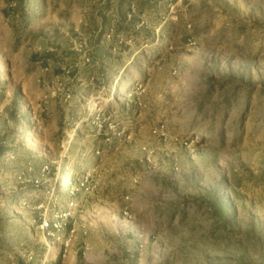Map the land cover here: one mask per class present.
<instances>
[{
	"label": "rangeland",
	"instance_id": "1",
	"mask_svg": "<svg viewBox=\"0 0 264 264\" xmlns=\"http://www.w3.org/2000/svg\"><path fill=\"white\" fill-rule=\"evenodd\" d=\"M0 264H264V0H0Z\"/></svg>",
	"mask_w": 264,
	"mask_h": 264
},
{
	"label": "bare ground",
	"instance_id": "2",
	"mask_svg": "<svg viewBox=\"0 0 264 264\" xmlns=\"http://www.w3.org/2000/svg\"><path fill=\"white\" fill-rule=\"evenodd\" d=\"M114 97H115V96L113 95V96L110 97L109 99L104 98V101H107V102H108V101L112 100V98L114 99Z\"/></svg>",
	"mask_w": 264,
	"mask_h": 264
},
{
	"label": "built area",
	"instance_id": "3",
	"mask_svg": "<svg viewBox=\"0 0 264 264\" xmlns=\"http://www.w3.org/2000/svg\"><path fill=\"white\" fill-rule=\"evenodd\" d=\"M45 226H46V227H50V224H49V223H45Z\"/></svg>",
	"mask_w": 264,
	"mask_h": 264
}]
</instances>
